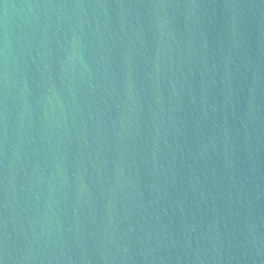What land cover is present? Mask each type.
<instances>
[{
	"label": "water",
	"instance_id": "water-1",
	"mask_svg": "<svg viewBox=\"0 0 264 264\" xmlns=\"http://www.w3.org/2000/svg\"><path fill=\"white\" fill-rule=\"evenodd\" d=\"M0 264H264V0H0Z\"/></svg>",
	"mask_w": 264,
	"mask_h": 264
}]
</instances>
